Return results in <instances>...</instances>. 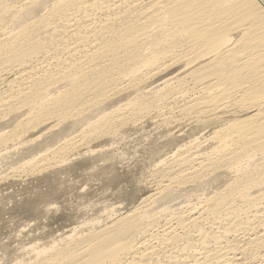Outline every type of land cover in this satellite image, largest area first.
Segmentation results:
<instances>
[{"label":"bare ground","instance_id":"1","mask_svg":"<svg viewBox=\"0 0 264 264\" xmlns=\"http://www.w3.org/2000/svg\"><path fill=\"white\" fill-rule=\"evenodd\" d=\"M0 82V158L68 122L33 142L31 173L145 118L253 111L227 115L208 151L159 162L127 214L31 264H264V0H0Z\"/></svg>","mask_w":264,"mask_h":264},{"label":"rangeland","instance_id":"2","mask_svg":"<svg viewBox=\"0 0 264 264\" xmlns=\"http://www.w3.org/2000/svg\"><path fill=\"white\" fill-rule=\"evenodd\" d=\"M180 68L170 69L157 77L160 81L155 83L173 77ZM244 111L234 116L227 114L230 118L221 116L223 119L186 118L170 127L151 117L145 118L84 145L65 163L38 173L29 172L26 164L30 161V147L57 133L68 122L41 138L38 135L43 133L44 126L23 131L19 134L22 138L17 139L21 147L10 143L9 154L0 158V264H31L40 250L64 247L70 240L127 214L152 194L154 186L148 179L159 162L171 160L174 152L196 141L205 149L200 147L202 153L208 151L214 144L209 140L214 131L229 119L240 120L253 112ZM214 119L215 123L211 122ZM222 121L225 124L221 125ZM223 173L220 176L227 174L226 180L229 175ZM217 187H205L198 193L207 194Z\"/></svg>","mask_w":264,"mask_h":264}]
</instances>
